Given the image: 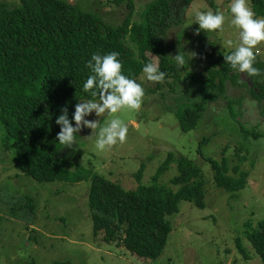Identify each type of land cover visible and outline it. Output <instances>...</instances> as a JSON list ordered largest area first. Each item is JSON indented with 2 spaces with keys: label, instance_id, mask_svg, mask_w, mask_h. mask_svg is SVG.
<instances>
[{
  "label": "rangeland",
  "instance_id": "rangeland-1",
  "mask_svg": "<svg viewBox=\"0 0 264 264\" xmlns=\"http://www.w3.org/2000/svg\"><path fill=\"white\" fill-rule=\"evenodd\" d=\"M64 1L83 13L98 16L104 25L112 28L122 25L129 15L125 4L116 6L112 0ZM149 1L134 0L133 22L141 21ZM2 2L12 7L19 5L20 0ZM230 3L231 0H215L216 9H213L204 0H195L188 8L184 22L176 24L164 41L174 63L175 55L184 56L185 63L179 66L181 76L171 78L166 84L148 81L142 72L136 80L145 92L140 110L123 109L112 116L97 117L92 113L85 117L99 120L101 127L111 119H121L128 127L124 143L99 151L95 147L96 137H88L92 130L84 127L77 133L76 143L61 156L68 170L83 167L127 191L153 185L152 179L170 152L187 156L202 171L205 208L183 201L179 213L167 217L173 232L159 259L131 255L120 243L106 242L103 232L94 235L88 206L90 182H38L15 169L14 160L26 148L14 140L7 143L0 118V264H263L245 234L257 229L264 220V136L258 140L244 139L241 132L258 130L264 134V103L252 98L251 82L240 73L242 82L248 84L247 89H235L227 83V99L235 103L234 117L222 98L206 106L198 127L191 132L182 130L176 115L178 110L193 109L201 102L206 91L201 75L213 58L234 51L240 44V29L231 24ZM247 3L254 12L252 1ZM207 11L223 12V30L200 31L197 35L196 14ZM256 17L261 18L257 14ZM228 40L233 41L231 46H227ZM125 44L138 58L130 38L125 39ZM257 48V56L264 62V42ZM148 57L159 67L157 56L148 54ZM261 81L264 83V77ZM224 157L231 177H238L233 172L236 166L250 176L244 190L232 194L216 187L207 159L221 161ZM141 168L142 177L138 181L136 176ZM178 176V166L174 163L158 185L177 191L179 188L172 187L171 182ZM26 196L34 199V214L18 210ZM250 221L252 230L245 226ZM238 238L247 257L236 248Z\"/></svg>",
  "mask_w": 264,
  "mask_h": 264
},
{
  "label": "trees",
  "instance_id": "trees-1",
  "mask_svg": "<svg viewBox=\"0 0 264 264\" xmlns=\"http://www.w3.org/2000/svg\"><path fill=\"white\" fill-rule=\"evenodd\" d=\"M194 1L150 0L141 21L133 22L134 0H112L116 6L125 4L129 9V15L117 28L104 25L98 16L83 13L64 0H20L19 5L12 7L6 2L0 3V118L7 143L14 140L26 148V152L14 160L15 169L38 182H90L88 206L94 235L103 232L106 242H118L131 255L140 258L157 260L163 255L173 232L167 217L179 213L183 201L205 208L201 169L189 157L170 152L152 179L153 185L127 191L91 170L76 167L71 171L64 166L61 156L67 147L56 140L60 131L56 119L67 106L74 126L72 117L76 104L80 100L99 99L83 91L84 82L92 74L86 63L95 53L118 52L122 74L135 81L143 67L152 62L148 54L159 58V70L166 73V82L169 78H179L180 71L168 55L164 41L176 24L184 22L183 17ZM204 1L216 9L215 0ZM251 1L254 12L264 17V0ZM126 38L136 46L138 58L125 44ZM232 52L219 54L205 69L202 81L206 91L201 102L193 109L176 112L184 132L196 130L206 106L218 98L226 99L227 110L234 117L235 103L226 98V84L231 82L240 89H247L248 84L241 81L238 70L225 63L224 55ZM254 67L260 69L261 75L244 74L251 82L253 99L264 103L261 81L264 62L258 56ZM241 135L244 139L257 140L264 136L258 130H243ZM207 160L218 189L234 194L246 188L250 178L247 172L236 166L233 172L238 177H231L227 158ZM174 163H177L179 176L171 185L178 187L177 191L158 185ZM142 171L141 168L136 176L138 181ZM19 209L34 214V199L26 196ZM245 226L252 230L251 221ZM245 237L264 264V220ZM236 248L247 257L239 238Z\"/></svg>",
  "mask_w": 264,
  "mask_h": 264
},
{
  "label": "clouds",
  "instance_id": "clouds-1",
  "mask_svg": "<svg viewBox=\"0 0 264 264\" xmlns=\"http://www.w3.org/2000/svg\"><path fill=\"white\" fill-rule=\"evenodd\" d=\"M228 8L233 17L231 24L240 29V44L231 54L224 55L225 63L230 64L240 73H246L248 77L259 76L260 69L254 67V63L259 54L257 46L264 42V17L257 18L248 6L247 0H231ZM195 20L199 25L196 34L199 35L200 31H222L225 16L220 11L198 12ZM232 44V40L227 41V46ZM118 56L119 53L115 51L106 55L95 53L87 61L86 66L92 74L84 82L83 91L99 99L80 100L76 104L72 117L75 126L69 119L67 106L62 108V114L56 119V124L60 126L56 136L59 144L72 147L76 143V134L84 127L92 130V134L88 137H96L95 147L99 151L110 149L126 141L128 127L121 119H111L103 127L100 126L99 120L85 119L92 113H95L97 117H103L105 114L112 116L123 109L140 110L145 95L144 89L134 79L122 74L123 66ZM174 59L178 66H183L185 63L181 53L175 55ZM143 73L151 82H163L166 75L153 62L143 67Z\"/></svg>",
  "mask_w": 264,
  "mask_h": 264
},
{
  "label": "flooded vegetation",
  "instance_id": "flooded-vegetation-1",
  "mask_svg": "<svg viewBox=\"0 0 264 264\" xmlns=\"http://www.w3.org/2000/svg\"><path fill=\"white\" fill-rule=\"evenodd\" d=\"M214 59H216V58H213V60H214ZM172 61H173V60H172ZM173 63H174V62H173ZM175 64H176V63H175ZM176 65H177V64H176ZM210 65H211V64H210ZM210 65H209V66H210ZM209 66H208V67H209ZM177 67H178V69H179V66H178V65H177ZM206 68H207V67H206ZM206 68H205V69H206ZM179 71H180V70H179ZM205 73H206V72L204 71L203 74H205ZM203 74L201 75V80H202V76H203ZM169 80H171V78H169ZM169 80H168V81H169ZM168 81H167V82H168ZM241 81H242V80H241ZM163 82H165V83L167 84V82H166L165 79H164ZM227 83H230V84L232 85V87L235 88V89H240V88H238V87H235L231 82H227ZM226 86H227V84H226ZM243 90H244V89H243ZM226 95H227V93H226ZM251 96H252V94H251ZM202 97H203V96H202ZM226 98H228V97L226 96ZM252 98H253V97H252ZM218 99H219V98H218ZM224 100L226 101V99H224ZM257 103H258V102H257ZM226 104H227V103H226ZM260 104H263V103H260ZM263 111H264V110H262V112H263Z\"/></svg>",
  "mask_w": 264,
  "mask_h": 264
}]
</instances>
